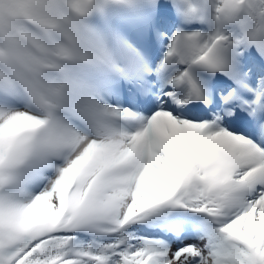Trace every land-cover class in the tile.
<instances>
[{
	"label": "snow or ice",
	"instance_id": "snow-or-ice-1",
	"mask_svg": "<svg viewBox=\"0 0 264 264\" xmlns=\"http://www.w3.org/2000/svg\"><path fill=\"white\" fill-rule=\"evenodd\" d=\"M137 2L0 0V264H264V0Z\"/></svg>",
	"mask_w": 264,
	"mask_h": 264
}]
</instances>
